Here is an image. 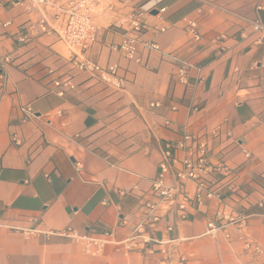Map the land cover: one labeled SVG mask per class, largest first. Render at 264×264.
<instances>
[{
    "label": "crops",
    "instance_id": "1",
    "mask_svg": "<svg viewBox=\"0 0 264 264\" xmlns=\"http://www.w3.org/2000/svg\"><path fill=\"white\" fill-rule=\"evenodd\" d=\"M209 1L264 25V10L258 9L264 0ZM23 2L0 0V23H11L0 26V57L12 58L0 93V264H157L161 248H171L174 263L180 257L184 264L246 263L233 229L230 243L202 236L217 209L213 201L188 211L184 221L172 211L156 229L144 230L160 242L186 240L176 248L146 245L142 239L129 251L117 245L131 236L144 204L156 201L150 187L158 171V146L175 145L183 126L208 140L211 165L232 170L226 179L232 193L219 191L248 215V235L264 249V37L258 42L260 34L223 12L198 13L192 0H106L92 12L97 40L85 57L102 67L118 66L125 88L115 91L78 72L55 35L20 42V29L37 19ZM155 2L165 13L144 16L147 29L140 43H155L162 52L203 67L194 114L188 111L189 89L176 82L171 61L141 44L137 61L110 48L125 34L115 23ZM185 18L197 23L199 42L186 33ZM161 27L166 31L156 33ZM221 34L226 39L214 43ZM195 78L192 70L189 84ZM66 79L74 89H62L59 97L54 82ZM151 103L159 107L150 108ZM24 105L32 107L35 119L23 120ZM13 136L21 145L12 143ZM75 161L82 165L79 171ZM68 227L92 236L109 230L112 243L101 257L91 258L68 239L28 232Z\"/></svg>",
    "mask_w": 264,
    "mask_h": 264
},
{
    "label": "built area",
    "instance_id": "2",
    "mask_svg": "<svg viewBox=\"0 0 264 264\" xmlns=\"http://www.w3.org/2000/svg\"><path fill=\"white\" fill-rule=\"evenodd\" d=\"M106 0H24L22 3L24 10L29 14H36L37 19L30 21L22 27L18 33L20 42H27L36 39L42 35H55L58 40L66 47L69 52V61L75 69L97 80L105 87L115 91H122L125 88V80L118 74L117 65L102 67L99 64L89 60L85 54L95 45L97 40V27L92 19L93 10L102 5ZM199 6L198 13L204 8L211 11H220L228 14L240 22L250 27L255 33L260 34L258 42L264 37V25L257 20H252L238 15L227 9L216 5L209 0H192ZM18 4V3H16ZM159 2H155L147 7L143 5L136 11H133L115 23L117 29L125 32L124 38L118 45H112V51L120 53L125 59L136 60L138 46L141 44L144 48L160 53L164 58L171 61L175 67L176 82L189 89L188 111L194 114L198 107L194 105V95L196 87L202 84L203 67L191 64L184 59L172 54L162 52L159 45L155 43H140V36L146 31L144 16L152 11H156V16L163 15L165 8H157ZM264 10V7H258ZM186 33L193 41L199 42L201 36L197 30V23L189 19H183ZM10 22L0 23L2 28H7ZM167 27L156 29V33H164ZM226 39L224 34L218 35L213 42L218 43ZM224 51V47H220ZM12 62L8 55L0 57V93L3 94L8 82L6 66ZM194 70L196 72L195 81L189 84V74ZM54 87L58 90L57 96L63 97L62 89L73 90L74 85L70 79L54 82ZM150 108H158L159 103H151ZM24 121L35 119V114L30 105L21 107ZM175 110V108H172ZM166 127H171L170 121H165ZM218 133V128L210 131V136L214 137ZM79 135H75L78 138ZM14 145H21L19 139L15 136L11 139ZM158 152L160 160L156 176L151 180V193L155 197V202H146L142 217L136 224L131 236L117 245L125 251H129L138 239H142L144 244H156L160 246L178 247L184 243L185 239H172L160 242L152 237L144 235L146 228L156 229L167 213L177 212L179 220L187 219L188 211H200L208 201H213L217 205L213 219L205 224V230L202 236L219 243L223 241L230 243L233 229L241 243V250L247 256V262L244 264H264V249L254 243L248 235V215L238 211L228 202V200L219 191L224 187L228 193H232L233 187L226 179L231 175L232 170L226 164L211 165L209 163L208 140L199 139L188 132L187 127L181 128L180 138L175 145L159 144ZM246 157L249 154L243 151ZM76 170L82 168L80 162H74ZM225 181V182H224ZM223 182V183H222ZM164 210V211H163ZM167 231H172V227H167ZM31 234H42L46 238L60 237L65 238L77 244L82 253L91 258H98L104 254L105 247L112 243V232L103 231L97 236L81 234L72 228H65L58 233H46L37 230L28 231ZM151 251V250H150ZM171 248H161L160 252L163 258L157 264H184V257L174 263L171 258Z\"/></svg>",
    "mask_w": 264,
    "mask_h": 264
},
{
    "label": "water",
    "instance_id": "3",
    "mask_svg": "<svg viewBox=\"0 0 264 264\" xmlns=\"http://www.w3.org/2000/svg\"><path fill=\"white\" fill-rule=\"evenodd\" d=\"M153 14H155V13L153 12Z\"/></svg>",
    "mask_w": 264,
    "mask_h": 264
}]
</instances>
